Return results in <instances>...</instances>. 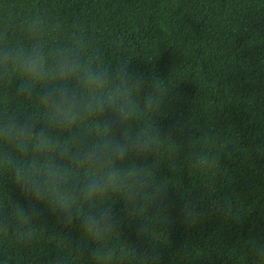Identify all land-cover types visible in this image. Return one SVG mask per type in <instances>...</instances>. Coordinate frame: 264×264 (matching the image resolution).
I'll use <instances>...</instances> for the list:
<instances>
[{
	"label": "trees",
	"instance_id": "obj_1",
	"mask_svg": "<svg viewBox=\"0 0 264 264\" xmlns=\"http://www.w3.org/2000/svg\"><path fill=\"white\" fill-rule=\"evenodd\" d=\"M35 14L162 90L161 124L176 146L160 168L167 199L177 209L196 202L204 218L185 231L173 214L161 264H251L247 244L264 237V0H0V26ZM205 157L211 167L200 166ZM3 194L24 203L11 186ZM38 226L26 244L0 234V264H53L61 255L92 264L75 228L46 214Z\"/></svg>",
	"mask_w": 264,
	"mask_h": 264
},
{
	"label": "clouds",
	"instance_id": "obj_2",
	"mask_svg": "<svg viewBox=\"0 0 264 264\" xmlns=\"http://www.w3.org/2000/svg\"><path fill=\"white\" fill-rule=\"evenodd\" d=\"M86 47L40 14L0 26V193L11 186L24 201L0 195V234L26 244L46 214L76 229L92 264H161L173 214L185 231L204 218L196 202L177 209L167 199L160 168L176 146L161 124L165 96L127 62ZM247 257L264 264V237L248 242Z\"/></svg>",
	"mask_w": 264,
	"mask_h": 264
}]
</instances>
